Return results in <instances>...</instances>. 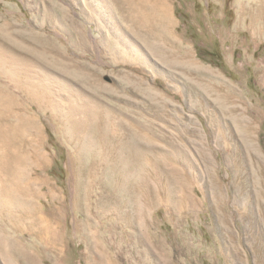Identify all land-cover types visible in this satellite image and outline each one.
Instances as JSON below:
<instances>
[{"label": "rangeland", "instance_id": "1", "mask_svg": "<svg viewBox=\"0 0 264 264\" xmlns=\"http://www.w3.org/2000/svg\"><path fill=\"white\" fill-rule=\"evenodd\" d=\"M89 1L0 0V40L37 68L43 66L50 107L57 106L37 112L46 163L34 175L38 182L45 178L51 183L37 200L44 216L55 207L62 211L64 245L55 264L88 263V246L74 233L83 218L74 202L85 192L90 193L94 239L107 245L111 263L139 264L142 255L147 264H264V247L255 243L261 238L264 246V224L251 228L249 219L230 212L240 203L228 199L229 220L221 226L202 156L211 158L213 175L226 191L231 149L243 145L245 128L237 118L245 113L256 117L253 135L264 157V36L258 33L264 26V2L163 0L172 20L175 57L163 38L162 57L139 39L137 48L148 61L131 57L125 62L111 59L112 28L118 22L111 1L91 0L93 6ZM90 16L94 20L86 19ZM121 27L128 32L135 26ZM27 34L42 36L38 49ZM140 35L146 38L145 31ZM47 47L55 52L46 54L48 61ZM79 65L91 74L84 76ZM85 96L92 102L82 109ZM174 168L194 178L187 189L174 181ZM182 197L191 199L183 208ZM18 234H4L0 264H12L4 248L13 264H26L18 251L31 252L30 247L41 255L39 264H52L30 231Z\"/></svg>", "mask_w": 264, "mask_h": 264}, {"label": "bare ground", "instance_id": "2", "mask_svg": "<svg viewBox=\"0 0 264 264\" xmlns=\"http://www.w3.org/2000/svg\"><path fill=\"white\" fill-rule=\"evenodd\" d=\"M109 1H111V14L115 13L118 18L117 19L118 22L116 23L115 21V24H113V28H112V32H114L113 36L115 38L114 41L111 40V59L113 61H115V59H122L125 60V62H128L129 58L134 57L139 61L147 62L148 60H145V56L143 57V54L140 53L139 49L137 48L138 47L137 41L139 39L142 40L143 44L147 47V49H149L150 51L154 50L156 51L157 54H160L161 56L166 52L164 50L163 44L161 45V41L163 38L169 44L168 50L170 52V55L172 54V56H174L173 47L175 45V39L172 32L170 31L172 20L168 15V9L165 6L163 0H109ZM259 1L261 3L264 2V0H259ZM89 4L93 6L91 0L89 1ZM82 11L85 13L84 9H82ZM93 12L96 13L95 11ZM94 13L92 14L94 15ZM86 15H88V12L85 14V16ZM86 19L88 21L94 20L92 16ZM119 23L122 25H119ZM121 26H135V27H132L127 32L126 28ZM63 27L65 29V26ZM139 31L140 32L145 31L146 33L145 39L140 35ZM164 32L167 33V35H165ZM258 33L264 36V26L261 25L259 26ZM27 35L30 36V37L28 36L30 42H32L33 45L36 47V49H38V44H39L38 42L43 41L42 36L39 34H33V35L27 34ZM83 35L84 33L81 32L80 33V36L82 38L81 39L82 41L80 40L81 42L85 40V38L82 37ZM137 35H139V37ZM148 36L151 37L152 41L147 40ZM23 39H25V37ZM43 43H45V41ZM43 43H41L40 45H42ZM89 43L90 42H88V44ZM83 44H81L82 47ZM52 49L53 48L47 47L46 53L43 51L45 53V56L46 54H49V56L50 55L53 56L55 52H53ZM48 57L46 56L45 59L47 60ZM57 57H59V55ZM26 58L27 57L25 56L24 58L20 56L19 53L15 51V49H13L10 45H6V43L0 40V222H1L0 235L3 236L0 239V246L5 247L6 245L5 244L6 241L2 240L6 232L7 233L9 232L11 234L13 233L15 234L16 232H18L20 234V232L27 230L30 231L31 235L34 237L35 239L34 242H36L38 245H42L45 248V255L49 257V259L52 261V264H55L64 245V237L61 231L62 211L59 207H55L52 208L49 217L44 216L43 206L42 207L39 206L37 200L41 199V189L45 185H50L51 183L45 178H40L41 180H39L40 182H38V180L34 175L36 168H42L45 166L46 163V157L44 156V153H42L41 151L42 132L38 124L39 118L37 112L44 113V111H46L49 108L50 110H52L56 104L54 103L55 105L53 104L54 106L52 108L50 107L52 102H50L48 99L49 97L48 90H50L48 88L50 86L47 84L48 83L47 71H45L44 68H42L43 66L37 68L35 63H33L35 61L32 62L31 60H28ZM183 63H184V59H183ZM171 64L172 63L170 62V65ZM62 67H64V65ZM76 67L79 70V72H81L84 76H88L91 74V72L83 70L84 67L83 65H79ZM65 70L67 69L65 68ZM92 87L95 86L92 85ZM78 97H81V95L79 96L78 94ZM220 98L221 95L219 99ZM67 102L69 101L67 100ZM91 102L92 101H90V99L88 100L86 96L83 97V99L81 100L82 109L89 108ZM226 102L228 103V101ZM31 104L36 105L37 109H31ZM67 106L69 105L67 104ZM80 109H77L75 111L77 113H80L79 112ZM226 110H228V108ZM83 112L84 113H82L81 111L82 115L88 118L89 116H87V114L89 112L88 111H83ZM228 113L230 112L228 111ZM255 121H256V117L249 116L248 114L245 115V113L243 114L241 113L240 117L238 116L237 118V122L239 123V126L245 128L242 135L243 145L242 146L240 145L241 147L233 145V148L231 149V154H232L231 156H233V162L227 164L228 167H230L229 171L231 175L228 179L229 188L226 191L224 190V187L215 179L213 175L214 172L212 170V167L213 166L215 167V164L214 163L212 164V160L210 157L205 158V153L202 152V156L204 160L207 161L206 163H208L209 165L208 168L211 178L210 181L213 184L212 187L213 201L217 203L213 208L217 213V215L221 218V222H222L221 226L223 224H227L229 220L228 216L226 215L228 213H226L225 211V205L229 199L232 201L233 204L240 203L239 207L233 206L230 209V212L232 214L241 215L244 216V218H246L247 220L249 219L251 228H260V229L263 228L262 224H264V157L261 156V153L257 148L253 135ZM233 122L235 123V120ZM68 124L70 125L71 123ZM136 147L137 145H135V148ZM200 149L202 150V148ZM138 150H140V148ZM139 152L140 151H138V153ZM128 156L130 157V155ZM128 156L126 155V157ZM137 157L138 156H136V158ZM189 158L190 157H188V159ZM135 160L132 159V161ZM185 165L186 167L188 166V164L186 163ZM242 165H244V168L242 167ZM171 172L175 176L174 181L177 182L178 187L181 186V188L187 189L190 180L189 178H191L192 176L190 177L186 174L182 175L181 170L180 169L177 170L175 168L171 169ZM229 190L231 191L229 192ZM22 194L23 196L20 197ZM189 200L191 199L190 198L187 199V197L186 198L182 197L180 199V204L182 208L186 206ZM74 203L76 205L73 209L75 210L76 214H79L83 217L80 221H76L74 225L75 227L74 233L78 234L79 238L83 240L88 246L87 255L89 254L90 255L88 257L87 264H114L111 263V254L107 250V245L94 239L92 233L94 228L93 219H92L93 209L92 207H90L89 204L90 193L85 192L84 195ZM193 205H195V203ZM19 240H21L22 242V239ZM142 241H144V239ZM255 243H257V246L259 248L264 247L261 238L259 239L257 238ZM30 246L31 245L29 244L28 247ZM5 249L6 248H4V253H3L5 258H9L7 260L10 263L12 262L13 264L12 261L13 257L11 256L10 252L9 251L7 252V250ZM29 249L32 251L27 252L24 249H19L18 251L19 257L23 258L26 264H39L38 262L41 255H39L37 252H34L33 249H31V247ZM90 252L94 254L93 257H90L91 256ZM152 253L155 255L153 251ZM137 261L139 262V264L148 263L144 261L142 255L138 258Z\"/></svg>", "mask_w": 264, "mask_h": 264}]
</instances>
